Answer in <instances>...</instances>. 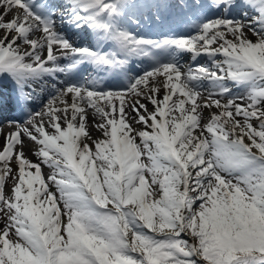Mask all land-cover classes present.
Instances as JSON below:
<instances>
[{
  "label": "rangeland",
  "instance_id": "1",
  "mask_svg": "<svg viewBox=\"0 0 264 264\" xmlns=\"http://www.w3.org/2000/svg\"><path fill=\"white\" fill-rule=\"evenodd\" d=\"M253 89L264 93L263 86ZM254 130L252 150L264 156V130ZM153 133L136 130L120 146L111 140L77 145L79 165L86 169L94 192L89 195L99 194L100 199L107 194L112 205H100L97 198L95 204L87 185L69 168L63 167L47 186L38 167L28 188H16L19 175L0 165V264H262L264 159L236 139H206L207 152L222 163L219 179L211 170L204 183L194 179L189 184L171 159L155 152L154 142L164 140ZM131 141L138 144L143 161L148 160L143 172ZM53 157L63 163L67 160L57 153ZM118 162L123 163L126 177L122 186ZM98 163L108 167L110 185L97 177ZM150 176L158 179L171 200L156 198L157 184ZM9 187L12 192L5 200L2 188L8 191ZM52 187L51 198L39 210V197ZM185 206L181 216L180 208Z\"/></svg>",
  "mask_w": 264,
  "mask_h": 264
},
{
  "label": "bare ground",
  "instance_id": "2",
  "mask_svg": "<svg viewBox=\"0 0 264 264\" xmlns=\"http://www.w3.org/2000/svg\"><path fill=\"white\" fill-rule=\"evenodd\" d=\"M74 1L79 3V0ZM104 1L109 4L111 0ZM255 1L257 0H252ZM14 3L15 0H0L2 7L0 61L11 63L23 58V61L27 59L31 62L33 55L26 53L32 47L34 50L31 52L42 50L44 44H48V34L38 32L33 25L31 28L29 22L22 16L26 14L25 10ZM244 3L245 0H237L232 4L235 5V9L242 6L247 11L244 24L232 28L224 21L215 22L210 31L203 34L207 39L195 38L190 43V46L196 49L195 53L188 55L191 65L185 69L160 68L152 73L156 74L155 76L149 74L138 79L133 87L136 91L131 94L120 93L102 97L84 89L72 90L64 87L59 96L52 99L53 104L43 107L36 113V121L29 123L27 130L16 134L10 129L0 134V145L10 146L7 152L12 146H19V142L25 140L20 143L23 152L16 158L13 154L11 156L0 150V165H7L9 171L15 170L14 172L19 175L15 183L16 188L30 184L32 173L38 164L44 166L45 177L57 174L61 165L56 163L57 160H50L55 153L64 154L74 161L77 156L73 150L79 143L83 146L105 143L109 140L121 143L136 130L146 133L154 130L165 137L184 166L190 183L194 179L204 183L211 170L217 173L222 163H218L211 154H208L206 139H236L249 146L255 139L254 128L264 130V104L257 106L254 103V99L257 98L255 90L252 89L254 85L249 88L248 83L237 84L230 80L241 65L247 63L256 65L259 63L257 59L264 58L263 19L255 21L253 7L249 3ZM11 9L15 10V13L11 14ZM4 23L6 25H3ZM26 29H30L29 34L35 35V40L39 42L35 46L33 42L25 43L24 50L18 49L16 44L25 38L23 34H27ZM19 31L22 35H19ZM7 48L17 50L15 53H9L5 52ZM48 49L56 53L54 47ZM194 60L199 61V64L202 62L214 75L219 76V79L192 69ZM190 71L195 73L196 79L187 76L186 73ZM30 74L29 82L32 84L45 80L41 73ZM205 77L210 80H206ZM211 82L214 84L219 82L224 85L223 87L229 86L228 96L233 100L227 101L225 97L216 95L212 91ZM59 85L62 84L59 83L57 86ZM109 97L128 98L125 101ZM106 100L107 102H104ZM121 118L123 119L120 121ZM33 134L40 137L36 139ZM156 146L162 145L157 143ZM109 163L113 164L114 161L111 159ZM198 167L200 171L196 172ZM80 172L88 181L86 169L83 171L80 169ZM96 174L104 185H110L108 167L104 163H98ZM210 187L214 189V185ZM156 189L159 192L156 198L160 202L171 200L161 188ZM11 191L12 189L9 190ZM48 196L39 197L37 202L39 210L49 201ZM110 200V197L104 194L100 198V203L105 205ZM184 210L186 206L180 208L181 216ZM181 228L183 229L182 225Z\"/></svg>",
  "mask_w": 264,
  "mask_h": 264
}]
</instances>
